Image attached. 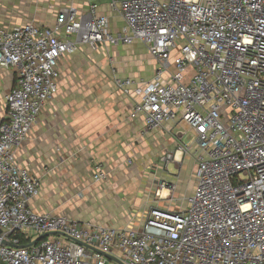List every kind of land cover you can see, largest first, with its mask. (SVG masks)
<instances>
[{"label": "built area", "instance_id": "obj_1", "mask_svg": "<svg viewBox=\"0 0 264 264\" xmlns=\"http://www.w3.org/2000/svg\"><path fill=\"white\" fill-rule=\"evenodd\" d=\"M87 2L58 7L50 26H0V67L16 75L0 122V264H264V0H109L115 32ZM135 42L159 63L155 77L113 74V85L146 129L192 140L178 147L192 154V195L134 228L33 211L41 180L16 150L58 90L60 60ZM175 153L160 157L165 171ZM106 179L97 167L93 181Z\"/></svg>", "mask_w": 264, "mask_h": 264}, {"label": "crops", "instance_id": "obj_2", "mask_svg": "<svg viewBox=\"0 0 264 264\" xmlns=\"http://www.w3.org/2000/svg\"><path fill=\"white\" fill-rule=\"evenodd\" d=\"M87 1L97 3L98 13L108 18L112 31H118L123 26L120 14L109 9V0H105V3L95 0H50L47 11L52 13L51 23L54 22L55 9L58 7L73 6L79 12H84ZM106 48L92 51L80 46L77 53L65 55L60 60L58 90L42 108L27 138L17 148L16 157L20 166L41 180L38 196L29 202L33 211L65 215L92 224H103L101 222L105 221L103 214L99 213L101 201L106 199L112 206L123 203L121 199L119 202L117 200L119 188L124 185L123 180L134 175L145 176L149 184H155L153 197L144 205L143 214L136 213L132 219H127L125 227L134 228L150 210L159 184L175 180V177L168 176L159 160L155 163L153 158L160 159L166 152H176V161L171 163L180 170L186 162L187 153L178 149L181 139L174 134L172 125L146 129L140 119L132 118V100L117 91L112 80L108 83L105 77L90 75L89 69L97 64L94 60L72 59L87 55L88 49L93 54H100ZM15 82L13 69L0 67V122L5 114V95ZM129 157H139L146 164L143 174L117 170L118 163ZM193 163L190 162V165ZM99 164L107 175L103 182L93 181V174ZM165 190L171 200V189Z\"/></svg>", "mask_w": 264, "mask_h": 264}, {"label": "rangeland", "instance_id": "obj_3", "mask_svg": "<svg viewBox=\"0 0 264 264\" xmlns=\"http://www.w3.org/2000/svg\"><path fill=\"white\" fill-rule=\"evenodd\" d=\"M49 1L0 0V26L14 27L28 21H35L45 26H50L52 24L50 21L52 20L50 17L52 13L47 11ZM95 1L105 3V0ZM109 48L103 49L100 54H93L88 49L89 53L87 52V55L83 57L75 56L72 59L94 60L97 64L92 69H89L90 75H95L99 78L105 77L108 83L111 82L113 74H117L119 77H130L136 81H149L155 77V71L159 67V63L148 53L143 44L135 42L131 45ZM190 141L192 142L188 135L181 139L182 144H189ZM158 160L156 157L153 158L155 163ZM185 161L181 165L180 170L173 163L168 165L167 174L170 177H175V180L165 181L164 186L165 189H171L173 193L172 199L170 200L171 197L167 190L160 189L159 196L163 199L154 196L150 210L155 208L179 209L180 206L185 205L186 200L192 195V188L194 189L195 185V166L194 163L190 165V162L193 161L190 152H187ZM145 166L146 164L141 158L129 157L118 163L117 170L130 171L134 174L142 172L143 174ZM96 167L102 168L100 164ZM119 182H124V185L119 188V193H117L119 198L117 200L119 202V199H121L123 203L119 202V205L112 206L110 201H105L106 199L101 201L99 213L103 214L102 216L105 219V221L101 222L104 226L124 228L128 224L127 219L129 217L132 219V216L134 217L136 213L140 215L144 213L143 211L145 210L143 209L146 208L144 205L148 204L149 198L152 199L153 197L155 184L154 182L149 184V179L143 175L130 176L128 179ZM168 183L171 184L169 185L170 187H166ZM113 200L116 203L117 200L115 198ZM140 203H143V205H140Z\"/></svg>", "mask_w": 264, "mask_h": 264}, {"label": "water", "instance_id": "obj_4", "mask_svg": "<svg viewBox=\"0 0 264 264\" xmlns=\"http://www.w3.org/2000/svg\"><path fill=\"white\" fill-rule=\"evenodd\" d=\"M48 235H49V233H47V234H45V235L39 237L37 240H40V239H42V238H44V237H46V236H48ZM1 244H2V245L10 246V245L7 244L6 242H2ZM32 244H34V243H32ZM32 244L25 245V246H21L20 248L29 247V246H31ZM106 257H107L109 260L116 262L117 264H122L121 262H119L118 260H116L115 258H113V257H111V256H106Z\"/></svg>", "mask_w": 264, "mask_h": 264}, {"label": "trees", "instance_id": "obj_5", "mask_svg": "<svg viewBox=\"0 0 264 264\" xmlns=\"http://www.w3.org/2000/svg\"><path fill=\"white\" fill-rule=\"evenodd\" d=\"M21 244H22V245H24V244H25L23 240H21Z\"/></svg>", "mask_w": 264, "mask_h": 264}]
</instances>
